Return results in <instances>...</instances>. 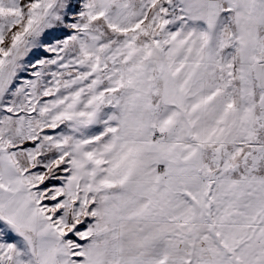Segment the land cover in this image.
I'll return each mask as SVG.
<instances>
[{"label":"snow or ice","instance_id":"snow-or-ice-1","mask_svg":"<svg viewBox=\"0 0 264 264\" xmlns=\"http://www.w3.org/2000/svg\"><path fill=\"white\" fill-rule=\"evenodd\" d=\"M0 264H264V0H0Z\"/></svg>","mask_w":264,"mask_h":264}]
</instances>
